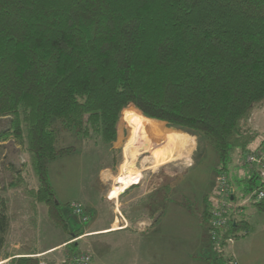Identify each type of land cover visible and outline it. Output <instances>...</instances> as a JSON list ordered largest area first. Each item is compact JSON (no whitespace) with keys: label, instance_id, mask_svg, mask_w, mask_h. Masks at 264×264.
<instances>
[{"label":"trees","instance_id":"16d2710c","mask_svg":"<svg viewBox=\"0 0 264 264\" xmlns=\"http://www.w3.org/2000/svg\"><path fill=\"white\" fill-rule=\"evenodd\" d=\"M262 105L264 0H0V143L12 141L29 158L25 170L2 165L0 258L54 249L10 251L20 244L9 241L7 193L14 190L63 235L55 246L68 251L63 264L78 256L73 240L84 228L57 201L49 177V164L74 151L58 147L62 133L107 149L116 141L120 115L134 108L142 121L164 122L212 148L218 174L226 176L231 153L239 150L252 196L264 187V139L249 121ZM250 155L259 156L260 165H248ZM169 185L127 206L130 227L157 223L173 200L176 186ZM212 204L204 194L200 219L215 250L212 264H234L224 250L227 239L245 237L251 224L234 205L219 243L210 241ZM250 205L264 215V198ZM140 210L146 215H129ZM42 260L48 264L46 256Z\"/></svg>","mask_w":264,"mask_h":264},{"label":"rangeland","instance_id":"374dc122","mask_svg":"<svg viewBox=\"0 0 264 264\" xmlns=\"http://www.w3.org/2000/svg\"><path fill=\"white\" fill-rule=\"evenodd\" d=\"M124 111L122 112L123 116L122 114L120 115L116 141L112 146L106 149L101 146H93L91 143H81L78 139L62 133L58 147H73L74 151L49 164V177L55 198L64 208L66 207L69 218L76 221L78 226L84 228V234L78 239L73 240V242L78 243V247L74 251L77 255L85 254L90 256L89 252L84 251V241L81 239L91 233L92 224L94 226L92 228L98 230L99 227L97 225L105 221L109 222L111 219L115 220V216H118L119 223L116 227L119 229L117 230L132 229L134 226L130 227L127 220L122 221L121 216L125 218L124 212H127V206L131 203L130 201L133 198L135 200L138 196L146 194L147 190L159 191L163 189L164 184L176 186V189L172 193L173 200L166 207V212H169L172 216H174L173 211L182 209V207L176 204L184 206L189 199L190 202L196 205L198 202L201 203L204 194L207 197L213 196L214 177L218 174L220 162L217 153L212 148H207L206 144L203 141L200 143L196 137L170 128L164 122L151 120L157 122L156 124H151L146 120L142 121L140 112L138 113L134 108H128ZM157 124H162V127L166 130L182 134L183 136H180L179 142L184 141L183 145H181L183 148L175 150L174 155L172 154L173 156L169 158L165 155L166 153L152 152V149H149V151L148 148H143L139 152L137 150L130 151L128 165L132 167L130 170H143L140 174V181L138 180L139 183L130 186H136L133 190L130 189L131 191H129L127 189L128 191L122 192L120 196L127 192L123 198L120 199L119 196V198L112 200L109 196L115 187V178L121 175V166L126 162L123 151L124 145L128 141L146 138L150 135L152 127ZM249 126L252 130L262 135L261 131H264V105L254 112L249 121ZM156 148L157 146L153 147V149ZM238 151L234 150L231 153V162L227 165L224 173L226 174L228 183L233 188L235 198L232 203L242 207L243 216L255 228H253L254 230L249 236L234 241L233 245H231L232 247L227 245L224 250L228 254L229 248L231 247L233 250V246L237 244L238 257L231 255L232 259L235 262L237 261L236 263L264 264V216L257 214L250 205V200L248 199L250 196L245 191L247 188L245 179L248 178L246 170L243 167L245 158ZM163 162L167 163L161 165L160 163ZM4 163L12 164L16 169L23 168L25 170L29 167V158L20 147L12 143V141H7L0 143V177L3 176L2 165ZM146 168L152 169L144 171ZM234 171L236 172V177L233 176ZM240 173L243 176H239ZM28 175H30L29 185L31 186L33 178L31 174ZM8 179L10 178L8 177ZM256 183L258 185L260 181L257 180ZM7 196L10 199L8 214L12 220L9 241L12 244L20 243L18 247L11 246L10 251L14 254L23 253V251L19 252L20 249L43 252L51 249L52 245L58 244L63 235L53 229L40 207L33 208L20 190L9 191ZM190 202H187L189 208L192 206ZM195 205H193L194 208ZM74 208L82 209L84 216L87 217V222L83 223L74 214ZM191 211L194 213L195 209H191ZM138 213L146 215L142 210L134 213L132 211L130 214H127L134 216ZM170 219L172 225L175 222L181 221H177L176 217H171ZM182 223H188L186 224L188 228L185 229H187L191 236L194 235L195 228L193 225H195V222L183 221ZM139 226L143 228L144 225L140 224ZM113 227L111 224L108 229L111 230ZM165 227H169V225L163 226V229ZM111 237L104 238V242ZM194 237L196 236L194 235ZM122 238L120 243L124 248L131 244L132 241L134 244L138 243L140 247L145 249L147 255L139 254V264H150L148 253L151 250L148 248L146 239L133 238L134 240H132V237L129 235H124ZM99 243V240L95 241L96 246L94 248L96 250L99 249ZM115 246L116 243H113L112 248ZM129 248H131V245ZM187 248L190 254L195 255L198 244L196 241H193V244H189ZM53 252L46 255V262L48 264H63L69 257L68 251L61 247H58ZM38 255H16L14 259L11 257L8 259L0 258V263L16 264L15 259L20 257L36 258L39 263L43 261L42 258L44 256L38 259ZM112 259L117 260V257L114 256ZM97 262L94 261V264H98Z\"/></svg>","mask_w":264,"mask_h":264},{"label":"crops","instance_id":"0c3cea01","mask_svg":"<svg viewBox=\"0 0 264 264\" xmlns=\"http://www.w3.org/2000/svg\"><path fill=\"white\" fill-rule=\"evenodd\" d=\"M261 134L264 139V131L263 132L261 131ZM141 139L134 140V141H139ZM132 151H136V148H134ZM151 169L152 168H146L144 169V171L151 170ZM138 171H139L138 180L140 181V176H141L140 174L143 170H138ZM244 174L246 175L245 172ZM233 176L234 177L237 176L235 171L233 172ZM239 176H243V174L240 173ZM138 180L134 184L139 183ZM152 191L153 190H147L146 192L149 193ZM133 201H134V198L130 202H133ZM168 203H171V201H169ZM176 205L182 207V209L178 211H173L174 216L170 215L169 212L167 213L165 210L164 215L158 219L155 225H152V223L148 220V221H143V222L138 223L132 229L128 228L125 230H117L118 227L116 226L119 223L118 216H115V220L111 219L109 222L105 221L104 223L97 225L99 227L98 230H96V228L93 229L92 227L94 226L92 224L91 229H90L91 233L87 235L86 237H84L83 239H81L84 241V249H85L84 251L90 253V256L92 258L91 264H94V261L95 262L98 261L97 262L98 264H139V259H140L139 254L147 255L145 249L140 247L138 243L134 244L132 241H131V244H129L126 248H124V246H122L120 243V241L123 239L122 236L124 235L131 236L132 240H134L133 238H136V239L142 238V239L147 240L148 248L151 250L148 253L149 258H150V264H212V260L213 258H215V250L211 248L208 242V239H207L208 232H207L206 225L203 224L200 219V215L203 212V205H201L200 202L196 204L195 208L193 206L194 205L193 203H192V206L189 208L187 202L184 204V206L182 204L181 205L176 204ZM236 206L239 207L238 204H236ZM191 209H195V212L193 213ZM240 213L243 214V211L241 210ZM259 215H262V214H259ZM171 217H176L177 221L179 220L181 221L177 223L175 222L172 225L171 223L172 221L170 219ZM182 220L185 222H190V223L191 221L195 222V225L193 224H190V225L194 226L195 229H194L193 234L196 237H194V235L191 236L190 233L187 231V229H185V228H188L186 227V224L188 223L186 224L182 223L183 222ZM245 220L249 224H251L252 228H251L250 233H252L254 230L253 228H255L254 225L250 223L248 219H246V217H245ZM111 224L114 227L113 229L110 230L108 228ZM140 224L144 225L143 228L139 226ZM166 225H169V227H165L163 229V226H166ZM249 234H247L243 238H246L247 236H249ZM110 236L112 237L108 240H105L104 242V238H107ZM97 240L100 241L99 243L100 246L98 250L94 248L96 246L95 241ZM193 241H196L198 244V249L195 252V255L190 254V251L187 250L188 249L187 247L189 246V244H193ZM113 243H116V246L112 248ZM130 245H131V248H129ZM55 246L56 245H52L54 249H51V251L40 254L41 257L54 253L53 251L58 248ZM231 247L229 248V251L227 250L228 254L233 255L234 257H238L237 255L238 251L236 248L237 244L233 246V250ZM114 256L117 257V260L112 259L114 258Z\"/></svg>","mask_w":264,"mask_h":264},{"label":"built area","instance_id":"2783aa9c","mask_svg":"<svg viewBox=\"0 0 264 264\" xmlns=\"http://www.w3.org/2000/svg\"><path fill=\"white\" fill-rule=\"evenodd\" d=\"M248 165H260V158L256 155H250L246 158ZM261 177H264V172L260 173ZM234 192L231 185L228 183L227 177L224 174H217L213 185L212 196V209L210 210V224H209V237L210 241L219 243L218 233L224 231L229 226L228 216L234 208L233 199ZM264 198V187L261 188L256 194L250 196V201H259ZM74 214L83 222H87V217L84 216L82 209L74 208ZM122 221H125L121 217ZM119 229V228H118ZM232 239H227L228 244H233ZM41 255H38V259ZM4 263V262H3ZM91 256L78 255L73 258L71 264H90ZM1 264V263H0ZM38 264H46L40 261ZM234 264H237L234 262Z\"/></svg>","mask_w":264,"mask_h":264},{"label":"bare ground","instance_id":"6f19581e","mask_svg":"<svg viewBox=\"0 0 264 264\" xmlns=\"http://www.w3.org/2000/svg\"><path fill=\"white\" fill-rule=\"evenodd\" d=\"M180 136H183V135L177 132H174V131L166 130L162 127V124H157L152 127V131L150 135L147 136L146 138H143L139 141L127 142L123 148L126 162L121 166L122 168L121 175L115 178V182H114L115 187L112 189L109 197L112 200L117 199L121 192L130 188V186L133 185L135 182H137L139 178V171L137 169L130 170V168L132 167L128 165V158L130 157L129 155L130 151L132 152V150L136 148V150L139 152V151H142L143 148L145 149L148 148V150L152 149V152L166 153L165 155L168 156L169 158L174 155L175 150L183 148L181 145H183L184 141L179 142V140L181 139ZM155 146H157V148L153 149V147ZM166 163L163 162L160 164L162 165Z\"/></svg>","mask_w":264,"mask_h":264}]
</instances>
